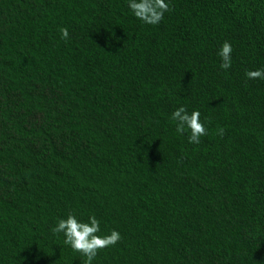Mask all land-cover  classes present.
Returning <instances> with one entry per match:
<instances>
[{
    "label": "trees",
    "instance_id": "trees-1",
    "mask_svg": "<svg viewBox=\"0 0 264 264\" xmlns=\"http://www.w3.org/2000/svg\"><path fill=\"white\" fill-rule=\"evenodd\" d=\"M166 2L0 0V264H84L68 213L120 233L92 264H264V0Z\"/></svg>",
    "mask_w": 264,
    "mask_h": 264
},
{
    "label": "clouds",
    "instance_id": "clouds-1",
    "mask_svg": "<svg viewBox=\"0 0 264 264\" xmlns=\"http://www.w3.org/2000/svg\"><path fill=\"white\" fill-rule=\"evenodd\" d=\"M129 9L134 17L146 24L155 25L160 22L164 13L168 10L166 0H127ZM62 39L68 38V29L61 28ZM232 46L229 42L222 43L218 50L221 58V69H228L231 66ZM245 75L249 79L264 80V69L246 71ZM199 110L187 111L184 106L177 107L171 113V119L176 122L177 133H190L189 143H200V137L207 134L204 122L201 121ZM222 129L220 130L222 134ZM51 232L62 234L64 245L72 251L80 253L84 258V264H92L100 249L115 245L121 239L120 233L110 230L106 234H100V221L94 214L89 215L86 221L79 220L75 214L68 213L66 217L58 218Z\"/></svg>",
    "mask_w": 264,
    "mask_h": 264
}]
</instances>
